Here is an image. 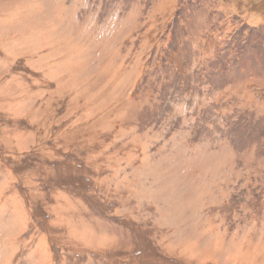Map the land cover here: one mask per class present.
I'll return each instance as SVG.
<instances>
[{
	"label": "rangeland",
	"instance_id": "1",
	"mask_svg": "<svg viewBox=\"0 0 264 264\" xmlns=\"http://www.w3.org/2000/svg\"><path fill=\"white\" fill-rule=\"evenodd\" d=\"M0 264H264V0H0Z\"/></svg>",
	"mask_w": 264,
	"mask_h": 264
}]
</instances>
